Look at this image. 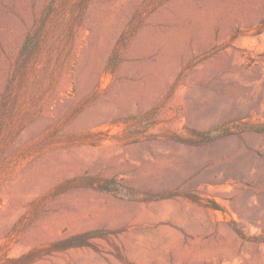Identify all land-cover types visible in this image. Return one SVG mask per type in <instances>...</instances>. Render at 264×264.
Returning a JSON list of instances; mask_svg holds the SVG:
<instances>
[{"label": "rangeland", "instance_id": "rangeland-1", "mask_svg": "<svg viewBox=\"0 0 264 264\" xmlns=\"http://www.w3.org/2000/svg\"><path fill=\"white\" fill-rule=\"evenodd\" d=\"M0 264H264V0H0Z\"/></svg>", "mask_w": 264, "mask_h": 264}]
</instances>
